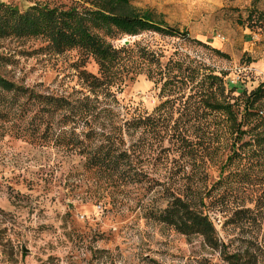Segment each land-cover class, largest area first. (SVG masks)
<instances>
[{
	"label": "trees",
	"instance_id": "1",
	"mask_svg": "<svg viewBox=\"0 0 264 264\" xmlns=\"http://www.w3.org/2000/svg\"><path fill=\"white\" fill-rule=\"evenodd\" d=\"M145 34L193 41L227 58L191 39L186 30L136 10L128 0L35 3L25 10L0 2V40L40 39L54 54L77 51L81 61L76 69L88 59L97 68L96 74L80 70L84 90L64 96L40 94L0 75V127L34 109L29 120L38 123L32 133L76 153L86 172L123 184L146 178L139 161L151 149L159 150L156 158L165 172L173 162V169L182 170L177 174L188 178L193 171L195 178L226 148L209 190L205 175L175 190L166 188L165 206L149 211L148 217L181 235L200 237L213 250L221 248L228 264H244L240 251L226 252L204 207L211 193L217 194L210 205L228 213L223 225L250 230L247 242L264 248V81L250 91L227 88L224 74L190 55L182 44L165 54L143 43ZM139 75L158 88L160 100L149 113L120 97L125 83ZM256 188L240 204L229 201L233 189Z\"/></svg>",
	"mask_w": 264,
	"mask_h": 264
},
{
	"label": "rangeland",
	"instance_id": "2",
	"mask_svg": "<svg viewBox=\"0 0 264 264\" xmlns=\"http://www.w3.org/2000/svg\"><path fill=\"white\" fill-rule=\"evenodd\" d=\"M69 1L0 0L20 10L35 3ZM128 1L136 10L149 11L167 25L186 30L191 39L220 50L227 58L193 41L185 44L145 34L143 43L165 54L182 44L190 55L224 74L227 88L250 91L264 81V0ZM80 61L77 51L54 54L40 39L0 40V75L40 94L83 91L78 72L96 74L97 68L88 59L78 70ZM123 87L122 102L148 113L160 100L158 88L144 75ZM33 110L0 127V264H228L221 248L213 250L200 237L181 235L148 217L149 211L165 206L166 188L175 190L205 175L209 190L218 179L226 148L204 165L205 174L195 178L193 171L188 178L177 174L182 170L173 169V162L165 172L162 160L156 158L159 150L151 149L139 161L146 178L123 184L86 172L76 153L32 133L38 123L29 120ZM256 192L257 188L233 189L229 201L240 204ZM211 195L204 209L226 252L240 251L244 264H264V248L248 243L250 230L223 225L228 213L210 205L217 194Z\"/></svg>",
	"mask_w": 264,
	"mask_h": 264
}]
</instances>
